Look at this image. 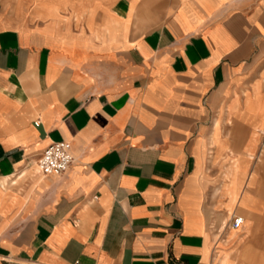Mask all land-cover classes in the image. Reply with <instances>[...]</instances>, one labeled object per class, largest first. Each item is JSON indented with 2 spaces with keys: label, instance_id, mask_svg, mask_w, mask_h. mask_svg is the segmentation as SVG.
Returning <instances> with one entry per match:
<instances>
[{
  "label": "crops",
  "instance_id": "obj_1",
  "mask_svg": "<svg viewBox=\"0 0 264 264\" xmlns=\"http://www.w3.org/2000/svg\"><path fill=\"white\" fill-rule=\"evenodd\" d=\"M262 157L264 0H0V264H264Z\"/></svg>",
  "mask_w": 264,
  "mask_h": 264
},
{
  "label": "built area",
  "instance_id": "obj_2",
  "mask_svg": "<svg viewBox=\"0 0 264 264\" xmlns=\"http://www.w3.org/2000/svg\"><path fill=\"white\" fill-rule=\"evenodd\" d=\"M74 161L70 142L60 140L50 143L35 161V171L40 175H60L65 172ZM244 223V217L232 213L229 228L238 229Z\"/></svg>",
  "mask_w": 264,
  "mask_h": 264
},
{
  "label": "bare ground",
  "instance_id": "obj_3",
  "mask_svg": "<svg viewBox=\"0 0 264 264\" xmlns=\"http://www.w3.org/2000/svg\"><path fill=\"white\" fill-rule=\"evenodd\" d=\"M236 155V154H235ZM237 156V155H236ZM240 157L238 156V158H236V160L233 162V167H234V172L235 173H233V179H232V183L234 182V183H237V185H238V187H239V189H240V172H239V169H240V163H242V162H240ZM250 174V173H249ZM251 175V174H250ZM250 177V176H249ZM248 178V177H247ZM251 180H253V176L251 175ZM245 184V183H244ZM225 186V185H224ZM225 188V187H224ZM230 189V188H229ZM234 189V188H233ZM244 190V189H243ZM227 191V190H226ZM243 192V191H242ZM237 193V192H236ZM226 194V193H225ZM230 194V193H229ZM234 195H233V198L231 199V202H233L235 199H234ZM241 197V196H240ZM239 199V198H238ZM248 202H250V200L248 199V198H243L241 201H239V205H243V204H245V203H247L248 204ZM252 202V201H251ZM250 204V203H249ZM254 205H256V204H254ZM249 206V205H248ZM258 206H259V204H258ZM260 208L261 209H263L264 208V205H260ZM263 211V210H262ZM260 212V211H259ZM230 214H232V210L229 212ZM241 213L246 217L247 216V214L248 215H251V216H253V215H255V213L254 212H252V211H250V210H248L247 209V212L245 213V212H242L241 211ZM229 215V214H228ZM242 216V215H241ZM256 216H254V218H255ZM224 223H225V221H223V224H222V226L221 227H223V225H224ZM220 227V226H219ZM222 229V228H221ZM220 258V257H219ZM226 256H224V257H222V258H220L219 260H220V262H221V264H227V262H226ZM218 260V261H219Z\"/></svg>",
  "mask_w": 264,
  "mask_h": 264
},
{
  "label": "rangeland",
  "instance_id": "obj_4",
  "mask_svg": "<svg viewBox=\"0 0 264 264\" xmlns=\"http://www.w3.org/2000/svg\"><path fill=\"white\" fill-rule=\"evenodd\" d=\"M257 160V158L255 157L254 158V161H256ZM259 163H264V158L262 157V158H260V160H259ZM264 175V174H263ZM237 208V207H236ZM239 208V207H238ZM232 213H236V214H239V215H242V213H240L237 209H233L232 210ZM230 216H231V214H230ZM230 216L228 215V214H225V215H221L220 217H218V220L217 221H215V223L214 222H212V220L210 221V224L211 223H213V228L212 229H216V231L220 228L219 227V225L221 224V222L222 221H225V227H224V229H222V234H223V232H225V230H232V229H230L229 228V220H230ZM243 216V215H242ZM254 216V215H253ZM252 216V217H253ZM254 218V217H253ZM215 231V232H216ZM224 237V236H223ZM255 261H256V259H255ZM256 264H258V263H256Z\"/></svg>",
  "mask_w": 264,
  "mask_h": 264
}]
</instances>
